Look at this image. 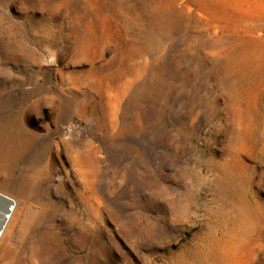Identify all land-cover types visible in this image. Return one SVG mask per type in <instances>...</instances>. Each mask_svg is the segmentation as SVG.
<instances>
[{
  "label": "rangeland",
  "instance_id": "rangeland-1",
  "mask_svg": "<svg viewBox=\"0 0 264 264\" xmlns=\"http://www.w3.org/2000/svg\"><path fill=\"white\" fill-rule=\"evenodd\" d=\"M0 264H264V0H0Z\"/></svg>",
  "mask_w": 264,
  "mask_h": 264
},
{
  "label": "built area",
  "instance_id": "built-area-1",
  "mask_svg": "<svg viewBox=\"0 0 264 264\" xmlns=\"http://www.w3.org/2000/svg\"><path fill=\"white\" fill-rule=\"evenodd\" d=\"M0 199L6 202L4 209L0 211V240H2L5 236L8 224L13 220L19 209V202L17 199L10 196L0 195Z\"/></svg>",
  "mask_w": 264,
  "mask_h": 264
},
{
  "label": "bare ground",
  "instance_id": "bare-ground-1",
  "mask_svg": "<svg viewBox=\"0 0 264 264\" xmlns=\"http://www.w3.org/2000/svg\"><path fill=\"white\" fill-rule=\"evenodd\" d=\"M0 195L1 196H10V195H6L2 192H0ZM10 197H13V196H10ZM15 198V197H14ZM17 199V198H15ZM18 202H19V207H20V200L17 199ZM6 205V202L3 200V199H0V211L4 209ZM19 210V209H18ZM18 212V211H17ZM16 215V214H15ZM15 217V216H14ZM18 226H19V220H13L8 224V227L6 229V233H5V236H7L9 238V240H12L13 238H15L14 236L18 234L17 230H18ZM19 229H20V226H19ZM17 233V234H16ZM4 236V237H5Z\"/></svg>",
  "mask_w": 264,
  "mask_h": 264
}]
</instances>
